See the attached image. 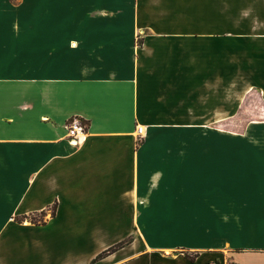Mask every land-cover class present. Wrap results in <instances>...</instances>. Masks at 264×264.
Wrapping results in <instances>:
<instances>
[{
    "label": "crops",
    "instance_id": "obj_1",
    "mask_svg": "<svg viewBox=\"0 0 264 264\" xmlns=\"http://www.w3.org/2000/svg\"><path fill=\"white\" fill-rule=\"evenodd\" d=\"M20 1L0 0V220L55 204L46 230L98 240L223 223L195 263L227 244L264 264V125L198 133L194 150L169 133L224 124L238 93L264 91V0ZM70 117L87 125L78 146Z\"/></svg>",
    "mask_w": 264,
    "mask_h": 264
},
{
    "label": "rangeland",
    "instance_id": "obj_2",
    "mask_svg": "<svg viewBox=\"0 0 264 264\" xmlns=\"http://www.w3.org/2000/svg\"><path fill=\"white\" fill-rule=\"evenodd\" d=\"M7 2L12 6H19L21 3L20 0ZM135 40L138 42L139 37ZM239 94L235 113L224 124L171 127L169 132L172 134L171 148L189 150L199 148L195 140L198 133L240 138L238 133L246 131L250 123L264 125L263 89L254 87ZM213 145L212 140H206L203 148H213ZM51 210L50 206L45 209L43 215L33 212L26 214L25 217L15 215L8 217L7 221L0 220V264H97L100 259L92 262L97 254L93 255L92 251L99 245V248H107L121 240L122 243L116 246V250L105 256L109 264H194L201 252H209L207 247L201 244L207 242L213 244L216 242L215 237L221 239L226 234L221 228L223 223H205L203 234L206 233V236L198 237V230L194 227L186 229L183 228L186 227L184 223L181 225L177 222L156 220L134 223L136 231L131 229L133 225L131 224L127 236L98 240L85 235L82 231L70 232L68 235L60 230H46L44 226L51 217ZM227 246L222 245L216 256L210 254L209 259L204 260L205 264H234L226 255ZM259 246L261 245L258 244L256 247ZM195 253L198 254L196 257ZM221 253L225 257L221 256ZM91 255L93 256L89 258Z\"/></svg>",
    "mask_w": 264,
    "mask_h": 264
},
{
    "label": "built area",
    "instance_id": "obj_3",
    "mask_svg": "<svg viewBox=\"0 0 264 264\" xmlns=\"http://www.w3.org/2000/svg\"><path fill=\"white\" fill-rule=\"evenodd\" d=\"M66 137L69 143L73 146L80 145L86 136L87 125L84 120L78 117H70L65 122ZM135 132L137 137H142V126L136 125ZM237 264V263H234Z\"/></svg>",
    "mask_w": 264,
    "mask_h": 264
},
{
    "label": "trees",
    "instance_id": "obj_4",
    "mask_svg": "<svg viewBox=\"0 0 264 264\" xmlns=\"http://www.w3.org/2000/svg\"><path fill=\"white\" fill-rule=\"evenodd\" d=\"M55 204H53L51 206L52 210H51V216H54L55 213ZM46 211L45 210H41L39 211L40 215H43ZM23 217H25V215H23ZM120 243H122V240L101 250L99 253L96 254V256L91 260L92 262H95L99 259H102L103 257L107 256L108 254H111L112 252H114L116 250V246L119 245ZM195 257L198 255L197 253L194 254ZM194 259V258H193ZM192 258H190V260H193Z\"/></svg>",
    "mask_w": 264,
    "mask_h": 264
},
{
    "label": "bare ground",
    "instance_id": "obj_5",
    "mask_svg": "<svg viewBox=\"0 0 264 264\" xmlns=\"http://www.w3.org/2000/svg\"><path fill=\"white\" fill-rule=\"evenodd\" d=\"M143 128V127H142ZM144 130V129H143Z\"/></svg>",
    "mask_w": 264,
    "mask_h": 264
}]
</instances>
